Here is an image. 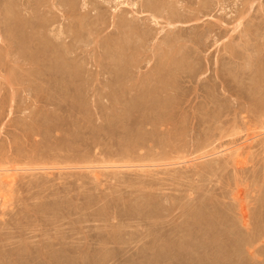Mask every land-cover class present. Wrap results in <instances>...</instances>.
Here are the masks:
<instances>
[{
  "label": "rangeland",
  "instance_id": "1",
  "mask_svg": "<svg viewBox=\"0 0 264 264\" xmlns=\"http://www.w3.org/2000/svg\"><path fill=\"white\" fill-rule=\"evenodd\" d=\"M126 1L0 0V264H201L264 203V0Z\"/></svg>",
  "mask_w": 264,
  "mask_h": 264
},
{
  "label": "bare ground",
  "instance_id": "2",
  "mask_svg": "<svg viewBox=\"0 0 264 264\" xmlns=\"http://www.w3.org/2000/svg\"><path fill=\"white\" fill-rule=\"evenodd\" d=\"M124 1H126V0H124ZM123 0H121V2H124ZM41 2V1H40ZM119 2V1H118ZM127 2V1H126ZM124 3V5L125 4H127V3ZM28 3V2H27ZM84 3H85V6H84V8H86V2L84 1ZM129 3H130V0H129ZM128 3V4H129ZM133 3V2H132ZM117 4V3H116ZM122 5H123V3H121ZM120 4V5H121ZM127 4V5H128ZM137 4V3H136ZM140 4V3H139ZM143 4V3H142ZM144 4H146V3H144ZM72 5V4H71ZM53 6V8H54V3L51 5V7ZM88 6V5H87ZM137 6V5H136ZM141 6H143L144 8H145V6L144 5H141ZM148 6V5H147ZM152 6V5H151ZM55 7H57V6H55ZM74 7V6H73ZM132 7H133V4H132ZM139 7V6H138ZM72 8V7H71ZM83 8V9H84ZM146 8H148V7H146ZM118 9V8H117ZM140 9V8H139ZM154 9V8H153ZM115 10H116V7H115ZM114 10V11H115ZM137 11V10H136ZM144 11H145V9H144ZM167 11V10H166ZM31 12V11H30ZM133 12H135V11H133ZM141 12V11H140ZM139 13V12H138ZM129 14V13H128ZM133 14V13H132ZM131 14V15H132ZM155 14L156 13H154V16H155ZM12 15V14H11ZM140 15V14H139ZM152 15H153V13H152ZM88 16V15H87ZM137 17V16H136ZM158 17V16H157ZM171 17V16H170ZM132 18H134L133 16H132ZM131 18V19H132ZM141 18V17H140ZM151 18H156V16L155 17H151ZM160 18V17H159ZM158 18V19H159ZM123 19H125V20H123V21H126V19L127 18H124L123 17ZM134 20V19H133ZM153 20H156V19H153ZM167 21L168 20H172V19H166ZM55 21V20H54ZM127 21H129V20H127ZM132 21V20H131ZM137 21V20H136ZM139 21V20H138ZM140 21H141V19H140ZM157 21V20H156ZM53 22V21H52ZM130 22V21H129ZM128 22V23H129ZM134 22V21H133ZM142 22V21H141ZM56 23H58V22H56ZM56 23H55V25H56ZM127 23V22H126ZM136 23V22H135ZM134 23V24H135ZM157 23H159L158 21H157ZM171 24L173 23V22H170ZM53 24V23H52ZM60 24V26H61V23H59ZM115 24H117V23H115ZM114 24V25H115ZM125 24V23H124ZM130 24V23H129ZM132 24V23H131ZM141 24H143V23H141ZM159 25V24H158ZM173 25V24H172ZM177 25V24H176ZM51 26V25H50ZM49 26V27H50ZM53 26V25H52ZM134 26V25H133ZM144 26H145V24H144ZM174 26V25H173ZM117 27V26H116ZM126 27V26H125ZM129 27H130V25H129ZM136 27V26H135ZM165 26H163L162 28H164ZM169 27H170V25H169ZM172 27V26H171ZM174 27H176V26H174ZM61 28V27H60ZM147 28V27H146ZM145 28V29H146ZM12 29V28H11ZM56 29V28H55ZM58 29V28H57ZM128 29V28H127ZM131 29V28H130ZM52 30V29H51ZM54 30V29H53ZM62 30V29H61ZM71 30H72V28H71ZM125 30V29H124ZM174 30V29H173ZM1 31V30H0ZM57 31V30H56ZM55 31V32H56ZM131 31H132V29H131ZM146 31V30H145ZM145 31H143V33L145 32ZM163 31V30H162ZM13 32V31H12ZM52 32V31H51ZM65 32V31H64ZM171 32V31H170ZM173 32V31H172ZM53 33H54V31H53ZM58 33V32H57ZM61 33H63V30H62V32ZM60 33V34H61ZM69 33H71V32H69ZM59 34V35H60ZM144 34H146V32L144 33ZM0 35H2V34H0ZM43 35V34H42ZM57 35V34H56ZM64 35V34H63ZM60 36H62V35H60ZM69 36V35H68ZM169 36V35H168ZM55 37V36H54ZM53 37V38H54ZM41 38V37H40ZM58 38V37H57ZM60 38H62V37H60ZM70 38V37H69ZM0 39H2V38H0ZM3 40V39H2ZM22 41V40H21ZM0 42H2L1 40H0ZM232 42V41H231ZM245 43V42H244ZM142 44V43H141ZM55 45V44H54ZM60 50V49H59ZM70 52V51H69ZM63 54V53H62ZM48 56V55H47ZM68 56H69V54H68ZM49 57V56H48ZM164 57V56H163ZM33 58V57H32ZM59 58V57H58ZM67 59V58H66ZM33 61V60H32ZM36 61V60H35ZM51 61V60H50ZM67 61V60H66ZM1 62H2V60H1ZM26 62V61H25ZM38 62V61H37ZM54 62V61H53ZM59 62V61H58ZM27 64H28V62H26ZM31 64H32V62H30ZM34 63V62H33ZM52 63V62H51ZM128 63H130V62H128ZM16 64V63H15ZM27 64H25V65H27ZM47 64H49V63H47ZM46 64V65H47ZM53 65H54V63H52ZM175 64V63H174ZM100 65V64H99ZM29 66H30V64H29ZM55 66V65H54ZM58 65H56V67H57ZM31 67H32V65H31ZM39 67V66H38ZM48 68H50V66L48 67ZM51 68H53V66L51 65ZM58 68H59V66H58ZM46 69H47V67H46ZM55 68H53V70H54ZM61 69H63V68H61ZM100 69V68H99ZM19 70V69H18ZM48 70V69H47ZM50 70V69H49ZM48 70V71H49ZM53 70H52V72H53ZM56 70H58V69H56ZM56 70L54 71L55 73H57L56 72ZM59 70H60V68H59ZM58 70V72H60V73H63V72H61V70L59 71ZM64 70V69H63ZM102 71V70H101ZM53 72V73H54ZM72 72V70L70 71V73ZM46 73H48L47 71H46ZM49 73H51V72H49ZM59 73V74H60ZM65 73L67 74V71H65L63 74L65 75ZM68 73H69V71H68ZM111 73V72H110ZM72 74V73H71ZM71 74L70 75H68V78H69V80L70 81H75V80H77V79H75L74 80V77L73 76H71ZM17 75V74H16ZM42 75H43V73H42ZM45 75V74H44ZM62 75V74H61ZM63 75V76H64ZM33 76V75H32ZM46 76V75H45ZM44 76V77H45ZM51 76V75H50ZM54 76H57V75H54ZM54 76H52V78H54ZM38 77H40V76H38ZM42 77V76H41ZM40 77V78H41ZM48 77H49V75H48ZM1 78V77H0ZM39 78V79H40ZM43 78V77H42ZM47 78V77H46ZM46 78H44V79H46ZM58 77H56V79H57ZM60 78H62V77H60ZM64 78H66V77H64ZM82 78V77H81ZM80 78V79H81ZM36 79H38V78H36ZM55 79V78H54ZM59 79V78H58ZM49 80H51L50 78H49ZM49 80H44V81H48L47 83H48V85L51 83V81L53 80H51V81H49ZM61 80V79H60ZM63 80V79H62ZM62 80H61V82H62ZM7 81V80H6ZM42 81H43V79H42ZM56 81V80H55ZM55 81H53L52 83H53V85H54V83H55V85H56V82ZM59 81V80H58ZM67 81V80H66ZM45 82V83H46ZM60 82V81H59ZM71 82V83H72ZM76 82V81H75ZM78 82H79V79H78V81L75 83V84H78ZM58 83V82H57ZM63 83H65L64 81H63ZM62 83V84H63ZM61 84V85H62ZM69 84V83H68ZM68 84H66V85H68ZM47 85V84H46ZM51 85V84H50ZM53 85H51V86H53ZM70 85H72V84H70ZM74 85V84H73ZM58 86V85H57ZM56 86V87H57ZM78 86H79V84H78ZM61 87H63V86H61ZM65 88H67V87H69V86H64ZM71 87V86H70ZM69 87V88H70ZM73 87H75V86H73ZM50 88V87H49ZM60 89V88H59ZM68 89V88H67ZM75 89V88H74ZM73 89V90H74ZM71 90H72V87H71ZM50 91V90H49ZM60 93V92H59ZM66 95V94H65ZM134 102V101H133ZM53 103V102H52ZM56 104V103H55ZM58 104V103H57ZM63 106H65V105H63ZM69 107V106H68ZM75 108V107H74ZM155 109V108H154ZM71 110V109H70ZM74 110V109H73ZM77 112V111H76ZM170 114V113H169ZM46 118V117H45ZM75 120H77V119H75ZM68 122V121H67ZM73 123V122H72ZM90 123V122H89ZM67 124V123H66ZM53 125V124H52ZM65 125V124H64ZM136 125V124H135ZM48 126V125H47ZM62 128V127H61ZM60 129V128H59ZM77 130H79V129H77ZM55 131V130H54ZM65 132V131H64ZM51 135V134H50ZM72 135V134H71ZM109 135V134H108ZM74 137V136H73ZM80 137V136H79ZM81 138V137H80ZM79 138V139H80ZM96 139V138H95ZM98 139H99V137H98ZM76 140H77V138H76ZM78 141V140H77ZM84 141V140H83ZM97 142H98V140H97ZM100 143V142H99ZM83 144V143H82ZM65 146V145H64ZM86 146V145H85ZM240 146V145H239ZM140 147V146H139ZM127 149V148H126ZM139 150H141V149H139ZM240 150V148H238L237 149V151H239ZM78 151V150H77ZM80 151V150H79ZM242 151V150H241ZM83 152V151H82ZM103 152H104V150H103ZM94 153V152H93ZM217 153H218V151H217ZM241 153V152H240ZM240 153H238V154H240ZM219 154V153H218ZM222 154V153H221ZM232 154V153H231ZM84 155V154H83ZM214 155V154H213ZM212 155V156H213ZM46 156H47V154H46ZM79 156V155H78ZM229 156V155H228ZM240 156V155H239ZM207 157V156H206ZM230 157V156H229ZM52 158H53V156H52ZM75 158V157H74ZM86 158V157H85ZM127 158H131V157H127ZM143 158V157H142ZM49 159H51L50 157L48 158H46L45 156H44V160L45 161H48ZM59 159V158H58ZM78 159V158H77ZM201 159V158H200ZM38 160V159H37ZM66 160V159H65ZM64 160V161H65ZM85 160V159H84ZM127 160L128 159H126L125 161V163L124 164H126L127 163ZM54 161H56V160H54ZM54 161L52 160V162H47L46 164H49V163H54ZM58 161V160H57ZM106 161V160H105ZM129 161V160H128ZM131 161H133V160H131ZM69 162H71V161H69ZM229 162V161H228ZM38 163H41V162H38ZM73 163V162H72ZM84 163H88V161H86V162H84ZM103 163H105V162H103ZM102 163V164H103ZM129 163V162H128ZM131 163H133V162H131ZM143 163V162H142ZM151 163V162H150ZM157 163V162H156ZM189 163V162H188ZM227 163V162H226ZM35 164V163H34ZM37 164V163H36ZM43 164V163H42ZM60 164H61V162H60ZM59 164V165H60ZM77 164V163H76ZM76 164H74V165H76ZM96 164V163H95ZM109 164V163H108ZM118 164V163H117ZM123 164V166H117L116 165V161L115 162H113V163H111L110 165L111 166H108V167H105L104 165V167H92V168H80V169H84V170H91L90 171V174L94 177V179H96V181H98L99 179H100V177L103 175V170H105V171H107V170H114L113 171V173L114 174H118V173H120L121 171L120 170H123V169H127V170H130L131 169V171H132V168H151V167H158V166H131V165H124ZM130 164V163H129ZM37 165H39V164H37ZM80 165H81V163H80ZM80 165H78V166H80ZM84 165V164H83ZM90 166H91V164H89ZM120 165H122V163L120 164ZM27 166H29L30 167V165H27ZM1 167V166H0ZM2 167H4V166H2ZM12 167H14V166H12ZM11 167V168H12ZM15 167H16V169H4V168H2V170H0V180H3V183L7 186V187H10L11 186V188H12V186H15L16 184L15 183H17L16 182V178H17V174L15 173V172H20V171H23V172H25V170H18V168H17V165H15ZM37 167V166H36ZM43 167V166H42ZM5 168H7V167H5ZM9 168V167H8ZM24 168H26V167H24ZM56 169H59V168H57V165H56V167H55ZM76 168V167H75ZM37 169V168H36ZM42 169V168H41ZM60 169H61V167H60ZM64 169H68V168H65L64 167ZM35 170V169H34ZM45 170H47V171H49V170H54V169H45ZM62 170H63V168H62ZM69 170V169H68ZM72 170V169H71ZM75 170V169H74ZM116 170V171H115ZM117 170H119V172H117ZM148 170H150V169H148ZM37 171V170H36ZM38 171H40V170H38ZM42 171V170H41ZM143 171H145V170H143ZM147 171V170H146ZM220 171V170H219ZM125 173V172H124ZM132 173V172H131ZM254 173V172H253ZM104 174H106V173H104ZM205 174V173H204ZM217 178V177H216ZM255 178V177H254ZM131 181V180H130ZM250 181V180H249ZM2 182V181H1ZM37 182V181H36ZM105 183V182H104ZM90 185V184H89ZM1 186V185H0ZM78 186V185H77ZM33 187V186H32ZM254 187V186H253ZM2 188V187H1ZM46 188V187H45ZM260 188V187H259ZM73 189V188H72ZM116 190V189H115ZM258 191V190H257ZM260 192V191H259ZM241 193V192H240ZM238 194H239V192H238ZM8 195V194H7ZM236 195V194H235ZM260 195V194H259ZM231 196H233L234 197V195H231ZM239 196V195H238ZM242 196V195H241ZM263 196V195H262ZM97 197V196H96ZM222 198L225 200V197H224V194L222 195ZM2 199H4V198H2ZM108 199V198H107ZM233 199H235V198H233ZM244 199V198H243ZM10 200V199H9ZM242 200V199H241ZM241 200H239V198H238V202H237V204H240L239 202H241V203H243ZM257 200V199H256ZM7 202V201H6ZM11 202V201H10ZM216 202V201H215ZM9 203V202H8ZM110 203V202H109ZM112 203V202H111ZM261 205L259 206V209H258V214H256L255 213V215H253L252 216V214L251 213H249L248 212V210L246 209V207L245 206H243V205H239L240 207L239 208H236V210L232 207L233 205H231V204H229V205H231V207L230 208H228L227 207V205H225V203L222 201V202H220L219 204H220V206L222 207H224V206H226V209H224V212L226 213V216H225V214H223L224 216H221L220 214L219 215H216V214H214V215H212L211 216V221H209L208 222V219L206 218L202 223H203V231H201V232H199V233H201V237H200V246H201V252L199 253V260H200V262H201V264H250L249 263V260H248V258H245L244 257V255H243V250L244 249H246L247 250V252H248V257L249 258H251L252 259V262L254 261V263L255 264H264L263 262H260V257H262V254H264V203L262 202V200H261ZM87 204V203H86ZM100 204V203H99ZM215 204V203H214ZM110 205V204H109ZM108 205V206H109ZM4 206H7L5 203H4ZM3 206V208H5ZM94 206V205H93ZM7 208V207H6ZM9 208V207H8ZM64 208V207H63ZM82 208V207H81ZM58 209V208H57ZM102 209V208H101ZM177 209V208H176ZM186 209V208H185ZM99 210V209H98ZM113 210V209H112ZM115 210V209H114ZM171 210V209H170ZM104 212V211H103ZM229 212H230V214H229ZM98 214V213H97ZM70 215V214H69ZM94 215V214H93ZM100 215H101V213H100ZM123 215H124V213H123ZM56 218V217H55ZM260 219V220H259ZM124 220V219H123ZM110 221V220H109ZM257 223H256V222ZM77 222H78V220H77ZM100 222V221H99ZM256 223V224H255ZM263 223V224H262ZM195 225V224H194ZM101 226V225H100ZM202 226V225H201ZM195 229V228H194ZM200 229V228H199ZM99 230V229H98ZM104 230V229H103ZM183 231V230H182ZM194 233V232H193ZM126 234V233H125ZM195 235V234H194ZM57 236V235H56ZM70 236V235H69ZM191 236H192V234H191ZM193 237V236H192ZM199 237V236H198ZM190 238V237H189ZM194 238H196L195 236H194ZM187 239V238H186ZM190 239H192V238H190ZM189 240V239H188ZM198 240V239H197ZM98 241V240H97ZM191 241V240H190ZM199 241V240H198ZM185 242H186V244H187V242H189V241H186L185 240ZM195 244V243H194ZM88 245V244H87ZM192 245V244H191ZM198 245V244H197ZM107 246V245H106ZM58 247V246H57ZM48 249V248H47ZM64 250V249H63ZM245 250V251H246ZM51 251V250H50ZM69 252V251H68ZM98 253V252H97ZM111 253V252H110ZM91 254V253H90ZM74 255V254H73ZM196 255V256H197ZM45 257V256H44ZM51 257V256H50ZM65 257V256H64ZM76 257V256H75ZM91 257V256H90ZM115 257V256H114ZM120 257V256H119ZM172 257V256H171ZM89 258V257H88ZM98 258V257H97ZM196 259H197V257H196ZM93 260V259H92ZM254 263H252V264H254Z\"/></svg>",
  "mask_w": 264,
  "mask_h": 264
}]
</instances>
